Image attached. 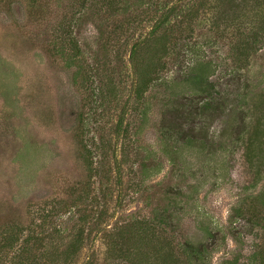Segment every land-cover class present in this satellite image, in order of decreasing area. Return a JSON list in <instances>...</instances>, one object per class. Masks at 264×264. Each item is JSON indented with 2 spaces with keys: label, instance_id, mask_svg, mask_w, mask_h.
<instances>
[{
  "label": "rangeland",
  "instance_id": "1",
  "mask_svg": "<svg viewBox=\"0 0 264 264\" xmlns=\"http://www.w3.org/2000/svg\"><path fill=\"white\" fill-rule=\"evenodd\" d=\"M156 26L175 39L139 100L131 49ZM252 31L262 43L237 68L232 48ZM198 62L210 65L208 111V83L190 81ZM260 122L264 0H0V229L64 246L84 216L70 264H130L116 258V230L163 215L154 244L135 241L139 264L169 252L179 264H263L264 150L257 173L245 149Z\"/></svg>",
  "mask_w": 264,
  "mask_h": 264
},
{
  "label": "trees",
  "instance_id": "2",
  "mask_svg": "<svg viewBox=\"0 0 264 264\" xmlns=\"http://www.w3.org/2000/svg\"><path fill=\"white\" fill-rule=\"evenodd\" d=\"M220 2L225 5L226 2H231V0H219V4ZM164 17L168 20L170 19L167 13H164ZM174 24L176 23L174 22ZM175 30L176 29L172 28V26L166 28L164 26L159 28L156 26L145 40L132 45L130 59L138 72V81L135 90L139 100H142L152 84L159 81L161 78L160 74L167 65L164 58L169 55L171 51V45L174 43L173 39H175ZM259 31L242 34L240 36L241 40H239L237 44H234L231 58L237 68L243 66L244 61L248 59L251 53L258 51V47L260 43H262L261 36L263 34H259ZM147 47L150 49V54L144 53ZM151 48L156 50V52L151 50ZM152 51L156 56L159 54L156 60L152 55ZM148 59H150V61L146 62ZM197 67H199V69H195L196 74L191 76L190 81H192L191 83L194 87H199V91H201L200 84L202 81L203 84L205 82V84L208 83L205 86L206 90L202 88V91L204 90L205 93H207L206 97L208 98V100L202 104L206 111H208L213 109L214 104L211 103L212 100H210L214 96V91L212 90L214 86L208 82L210 77V65L198 62L194 68ZM190 143L195 144L189 140L187 144ZM245 149L246 158L247 161H249L248 163L258 173L261 171L262 163L260 159L264 150V126L262 123L255 126ZM80 221L82 222L80 228H78L76 234H74L64 246L55 244V240L52 239L54 234L52 236L47 235V233L42 234V232L37 229H30L26 233V228L18 223L7 224L0 229V264L72 263L83 247L85 239H87V228L85 224L89 220L83 216ZM162 221H166L164 215L158 220H156V218H152L151 220L134 219L117 229V234L113 239L112 245L115 246L117 251L116 258L122 259L130 264H139L140 261L134 258L136 257L135 241H144L148 244H154L153 236L155 235L156 227L160 223H163ZM60 237L58 236L57 239L61 240L62 237ZM190 250L197 254V250ZM160 258H162L161 263L179 264V259L171 252ZM149 260H151L150 264H154L157 258L154 260L150 258Z\"/></svg>",
  "mask_w": 264,
  "mask_h": 264
}]
</instances>
